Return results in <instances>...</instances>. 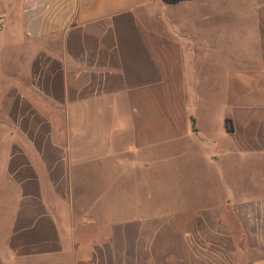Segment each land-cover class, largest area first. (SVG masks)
Returning <instances> with one entry per match:
<instances>
[{"label":"crops","instance_id":"1","mask_svg":"<svg viewBox=\"0 0 264 264\" xmlns=\"http://www.w3.org/2000/svg\"><path fill=\"white\" fill-rule=\"evenodd\" d=\"M17 47L0 264H264V0H0Z\"/></svg>","mask_w":264,"mask_h":264},{"label":"rangeland","instance_id":"2","mask_svg":"<svg viewBox=\"0 0 264 264\" xmlns=\"http://www.w3.org/2000/svg\"><path fill=\"white\" fill-rule=\"evenodd\" d=\"M3 49V48H2ZM24 47H17V48H4L3 49V56L0 59V70H12L15 71L18 77V86L24 87L25 83H27L26 80V69H25V56H24ZM212 61V60H211ZM209 60L207 70L208 73H215L211 72V62ZM215 71V69H213ZM148 164L150 163V167L146 170V172L143 173V176L141 177V180L139 183V189L140 191V197L142 198V202H144L145 209L148 206H153L154 203L156 204L157 200L160 199V197L165 194V192L168 193L169 185H170V176H169V162L165 161L160 169H157L154 173L153 166L151 164V159H147L146 161ZM152 166V167H151ZM88 176H86V181H88ZM9 199L8 197L0 196V204L2 202L8 203ZM1 210V206H0ZM3 215V214H2ZM0 216V237L1 232L6 228V216ZM1 240V238H0Z\"/></svg>","mask_w":264,"mask_h":264},{"label":"trees","instance_id":"3","mask_svg":"<svg viewBox=\"0 0 264 264\" xmlns=\"http://www.w3.org/2000/svg\"><path fill=\"white\" fill-rule=\"evenodd\" d=\"M166 2H169V3H176V2H179V1H182V0H165ZM229 129L231 130L232 127H229Z\"/></svg>","mask_w":264,"mask_h":264}]
</instances>
